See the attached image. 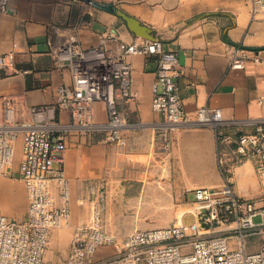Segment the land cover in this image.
Here are the masks:
<instances>
[{
	"label": "built area",
	"instance_id": "1",
	"mask_svg": "<svg viewBox=\"0 0 264 264\" xmlns=\"http://www.w3.org/2000/svg\"><path fill=\"white\" fill-rule=\"evenodd\" d=\"M9 5L10 0H0V12H7ZM246 5L252 19L264 12V0H246ZM50 42L54 67L69 69L71 75L70 83L58 85L55 101L31 105L27 116L20 117L15 99L0 95V175L12 167L20 139L18 171L28 198L27 218L22 221L5 215L0 204V264H42L52 227L70 217V180L64 166L70 130H104L108 142L127 144L121 103L139 94L133 87V66L128 60L133 54L156 57L151 105L163 117L158 126L163 129L166 145L169 132L182 125L212 126L224 185L188 189L196 199L191 222H186L183 215L169 225L135 228L122 242L107 233L96 206L91 222L75 227L65 264H264V198L257 205L255 199L240 195L234 187V174L226 173L221 157L226 146L237 162H252L264 178V118L251 121L255 124L251 132L232 133L227 130L231 123L219 107L200 105L189 114L179 92L177 77L182 68L178 55L157 39L134 36L125 41L114 29L107 28L89 45L77 38L58 37ZM261 61L258 54L234 48L230 67ZM14 65L13 51L0 55V71L7 74ZM95 101L106 105L107 119L103 123L93 119ZM59 109L69 112V123L60 121ZM56 194L61 201H56ZM256 216L261 219L255 221ZM257 236L260 241L256 243ZM109 243L115 247L113 256L93 262L91 257L98 247ZM250 243L257 249H249Z\"/></svg>",
	"mask_w": 264,
	"mask_h": 264
},
{
	"label": "crops",
	"instance_id": "2",
	"mask_svg": "<svg viewBox=\"0 0 264 264\" xmlns=\"http://www.w3.org/2000/svg\"><path fill=\"white\" fill-rule=\"evenodd\" d=\"M97 1L113 3L137 18L152 29L164 48L177 53L182 68V74L177 77L179 92L189 114L200 105L219 107L224 119L231 123L227 130L232 133L251 132L255 128L251 121L264 118V12L257 13L252 19L246 0ZM107 28L114 29L125 41L136 36L123 18L87 0H10L8 11L0 12V55L13 51L15 65L7 74L0 71V95L15 99L20 117L27 116V108L31 105L53 103L58 85L70 83L71 75L69 69L54 67L50 41L58 37L77 38L83 45H89ZM234 48L251 55L258 54L262 61L232 68L230 58ZM155 59V56L140 54L128 57L133 66V87L139 94L121 103L126 118L123 130L126 145L143 146V149H85L84 143L92 138L91 130L83 133L87 130L72 129L67 133L69 148L65 152L64 166L70 180L69 201L112 200L120 196L123 186L114 181L115 174L106 171L108 167L104 160L116 163L120 157L165 154L166 159L158 168L160 182L166 181L163 184L166 190L172 183V175L178 186L180 183L204 182L198 176L205 173L208 157L209 167L212 168L214 163L220 177L205 182L209 186L184 190L195 203L196 199L188 189L224 185V174L218 161L220 149L212 126L182 125L169 132V145L163 140V129L158 126L163 117L151 105V86L157 69ZM92 110L95 122L106 121L104 102L95 101ZM57 116L62 123L71 121L65 109L57 110ZM153 137L164 149L150 148ZM221 154L226 173L234 174L236 191L241 195L254 194L255 179L236 171V167L250 161L237 162L226 146ZM19 161L20 152L7 171L8 177L0 180V190L20 180ZM56 201H61L59 194H56ZM20 202L17 210H10L11 203L1 201L0 197L2 210H6L4 214L18 221L27 218L25 201ZM250 240L252 242V238ZM249 249L255 250L257 246L250 243Z\"/></svg>",
	"mask_w": 264,
	"mask_h": 264
},
{
	"label": "rangeland",
	"instance_id": "3",
	"mask_svg": "<svg viewBox=\"0 0 264 264\" xmlns=\"http://www.w3.org/2000/svg\"><path fill=\"white\" fill-rule=\"evenodd\" d=\"M83 133H89V131L87 130ZM91 135L92 138L87 143H84L85 149H114L121 151L132 148H144L143 146H123L117 143L107 142L106 132L104 130H92ZM151 143L150 148L152 150L164 149V146L155 140V137H153ZM18 152H20L21 157L20 139L17 141V155ZM165 159V154L151 155L150 157H120L116 163H110L108 162L110 159H104L106 161L105 166L108 167L106 171L109 174H115L114 181L120 182V187L123 186L120 191V196L112 200L103 198L101 201H69L71 208L70 217L60 226L52 227L49 241L44 251L42 264L66 263L75 227L80 223L89 224L96 206L101 210L102 224L107 233L116 237L118 242H122L125 236L135 228L165 226L176 222L179 213L187 209H189L188 211L193 210L196 206L192 196L185 194L184 190L188 187L200 185L209 186L205 182L220 177L214 163L212 168L209 167L210 163L207 157L205 160V173L198 176L204 182L199 181L192 184L180 183L181 186H178L176 180L174 181V175H172V183L169 185V190H166L163 185L166 181L162 180L160 182V169L158 168V166H162ZM236 169L238 174L252 176L257 184L254 194H242V196L254 198L257 205H261L264 198V178L256 173L253 164L250 162L239 165ZM8 175V172L0 175V180L5 179ZM199 178L196 179L199 180ZM19 179L12 186L8 187L5 185L0 190L1 201H9L11 203L8 206L10 210H17L18 206H20V201H25L26 208L28 206L26 188L22 178L19 177ZM248 191L246 190V192ZM155 201H160V204L157 205ZM4 211L6 212V210ZM190 212L185 211L184 220L186 222H191L194 219L193 214ZM164 218H168L169 220L164 224L156 222H161L159 220H163ZM260 219V216L255 217V221H259ZM258 241H260V237L257 236L256 243ZM114 253V244L109 243L99 246L91 258L93 262H97L113 256Z\"/></svg>",
	"mask_w": 264,
	"mask_h": 264
},
{
	"label": "water",
	"instance_id": "4",
	"mask_svg": "<svg viewBox=\"0 0 264 264\" xmlns=\"http://www.w3.org/2000/svg\"><path fill=\"white\" fill-rule=\"evenodd\" d=\"M87 1L92 2L95 6L102 8L104 10H107L111 13H114L120 16L121 18H123L126 21L128 28L136 36H141V37L149 38V39H156L150 27L141 23L137 18L122 11L113 3H104V2L97 1V0H87ZM200 211H203V209L198 210V212ZM202 216L207 217L206 213H203Z\"/></svg>",
	"mask_w": 264,
	"mask_h": 264
},
{
	"label": "bare ground",
	"instance_id": "5",
	"mask_svg": "<svg viewBox=\"0 0 264 264\" xmlns=\"http://www.w3.org/2000/svg\"><path fill=\"white\" fill-rule=\"evenodd\" d=\"M154 202V201H153ZM160 201H155V203L157 204V205H159L160 203H159ZM156 205V206H157ZM187 210H189V209H187ZM187 210H185V211H187ZM194 210V209H193ZM193 210H190V211H193ZM185 211L184 212H181V213H179V215H178V217H177V220H180L181 219V217H182V214L184 215L185 214ZM187 212H189V211H187ZM183 218V217H182ZM172 219V218H171ZM169 219L168 218H164L163 220H159V221H161V222H158V221H156L157 223H159V224H164L165 222H167Z\"/></svg>",
	"mask_w": 264,
	"mask_h": 264
}]
</instances>
